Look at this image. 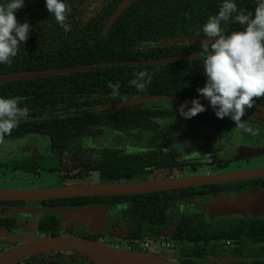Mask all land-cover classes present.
I'll return each instance as SVG.
<instances>
[{
    "label": "flooded vegetation",
    "instance_id": "af4514ba",
    "mask_svg": "<svg viewBox=\"0 0 264 264\" xmlns=\"http://www.w3.org/2000/svg\"><path fill=\"white\" fill-rule=\"evenodd\" d=\"M117 1L65 0L69 9L65 21L68 31L49 15L44 0H25L29 7L25 14L30 22L44 28L47 24L57 25L55 28L71 35L75 28L96 21L94 17L101 10ZM163 4L167 6V0ZM194 37L204 36L169 38L160 44H149L165 47L144 59L150 62L144 65L152 75L146 93L54 95L51 109L45 110V115L43 111L30 109L28 117L20 122L69 116L72 120L67 125L34 126L19 122L10 134L0 139V192L4 193L0 195V257L34 242L74 238L118 251L150 254L172 264H264L261 248L264 242L251 241L247 236L251 225L264 223V213L245 211L234 216H210L208 212L213 198L233 199L250 191L264 192L262 175L231 178L264 168L260 166L264 161V96L257 98L241 118L255 134L237 129L228 118L218 119L207 99L196 92L205 82L201 53L204 44L210 41L188 40ZM174 44L183 48L173 47ZM182 59L195 63L175 62ZM166 68L179 69V77L161 78L156 73ZM144 96L152 98L136 100ZM193 99H198L205 111L190 119L181 117L177 108ZM103 112L111 114L107 117ZM124 113L142 118L137 124L133 121L124 124L121 120ZM82 114L86 115L85 120L79 121L77 117ZM113 115L114 121H110ZM248 150L263 151L250 155L246 153ZM114 153L145 158L138 165L144 170L129 182L187 177L221 180L138 194L35 196L40 190L48 189L36 184L41 181L43 168L55 171L56 188L106 182L100 170L104 158ZM94 163L98 164L97 181H93L91 173ZM1 167L7 169L3 171ZM7 177L10 181H2ZM114 183L123 182L114 180ZM188 216L195 218L193 228L197 235L210 228L215 238L187 235L184 230L188 227ZM222 229L226 231L224 235L219 234ZM143 241L152 245L163 242L164 246L151 252L140 246ZM7 264L130 263L68 248L33 252Z\"/></svg>",
    "mask_w": 264,
    "mask_h": 264
},
{
    "label": "trees",
    "instance_id": "16d2710c",
    "mask_svg": "<svg viewBox=\"0 0 264 264\" xmlns=\"http://www.w3.org/2000/svg\"><path fill=\"white\" fill-rule=\"evenodd\" d=\"M163 1L136 0L127 6L107 28L109 17L120 3L118 0L117 3L101 10L94 17L96 21H92L82 28H75L71 35L55 28L58 27L56 24V26L47 24V27L44 28L38 23L28 21L25 10H28L29 7L24 3V6L16 11L15 16L20 23L26 21L31 26V31L26 41L18 46L17 55L12 59L11 64H0V75L79 65H91L92 67L67 73L1 82L0 97H17L20 106H27L28 110L43 111L42 114L45 115V110H50L53 104L52 96L67 95L72 92H87L95 95L112 93V89L107 87L109 81L119 84L118 91L130 94L146 93L150 83L143 91H138L130 84V81L134 78V72L147 71V65H123L111 62L142 61L149 58V55L155 51L164 50L165 46L155 48L150 47V43L156 45V43L160 44L169 38L204 36L200 31L201 25L206 22L209 16L217 13L222 2V0H167V6H165ZM235 2L237 12L251 10L254 7V0H235ZM235 15L236 13H233V17ZM102 17L104 18L102 19ZM221 28L227 34L234 30H240L241 26L230 18L229 21L221 23ZM93 30L96 31V34H93ZM141 45H145V47H141ZM172 46L183 48L181 44ZM179 61L195 63V60L190 59L175 62ZM179 72V69L166 68L162 72L157 71L156 73H160L161 78H178ZM28 103L31 105L28 106ZM103 113L107 117L111 114V112ZM78 116L79 121L85 120L86 115ZM140 118L142 117L131 116V113H124L121 116L124 124L127 121L137 124ZM68 120H72V118L65 116L33 119L22 121L19 125L62 126L67 125ZM109 120L114 121V115ZM142 160L145 158L140 156H118L115 153L111 156L108 155L104 158L100 170L101 178L106 180L104 183H114V180H122L123 183H126L144 170L138 166ZM193 221H195L193 216L187 217L186 225L188 224V227L184 230L187 235L198 236V239L215 238L210 228L204 229L203 234L197 235V230L193 228ZM222 230L220 235L226 233L224 229ZM247 236L251 241L264 242V223L251 225ZM192 240L195 239L192 238ZM261 248L264 250V243H261Z\"/></svg>",
    "mask_w": 264,
    "mask_h": 264
},
{
    "label": "clouds",
    "instance_id": "9594fccd",
    "mask_svg": "<svg viewBox=\"0 0 264 264\" xmlns=\"http://www.w3.org/2000/svg\"><path fill=\"white\" fill-rule=\"evenodd\" d=\"M25 0H0V64H11L18 46L28 38L31 26L17 21L15 13L24 6ZM45 8L65 31L69 11L65 0H44ZM233 13L236 15L233 17ZM240 25V30L225 34L221 23L229 21ZM200 31L210 43L202 50V69L205 82L196 92L208 101L218 119H230L237 129L255 134L242 122L246 109L264 96V0H254L251 10L237 12L235 0H222L215 15L209 16ZM130 84L143 91L151 82L146 71L133 73ZM112 94L119 84L107 83ZM205 111L198 99L184 101L177 108L179 115L190 119ZM29 115L27 106H20L17 97H0V139L10 134L20 120Z\"/></svg>",
    "mask_w": 264,
    "mask_h": 264
},
{
    "label": "water",
    "instance_id": "95a60500",
    "mask_svg": "<svg viewBox=\"0 0 264 264\" xmlns=\"http://www.w3.org/2000/svg\"><path fill=\"white\" fill-rule=\"evenodd\" d=\"M133 0H123L121 4L115 9L112 13L108 23L107 28L111 26L116 17L122 13V11L131 4ZM191 40L207 41L205 37H194L188 38ZM162 60L161 62H164ZM167 61V60H166ZM114 64H149V61H126V62H111ZM91 65H79V66H68L62 68H52L40 71L26 72V73H17V74H4L0 75V83L11 81L15 79H26V78H36L46 75L67 73L77 70H85L91 68ZM152 97L144 96L137 98L139 101H149ZM246 153L254 154L262 152L263 150H254ZM264 176V168L241 172L239 174L232 175L231 178H242V177H252V176ZM221 180L217 178H205V177H187L173 180H159L152 182H129V183H100V184H81V185H72L68 187H55L40 190L39 193H35V196L38 198H51V197H68V196H92V195H125V194H138L142 192H150L157 190L165 189H175L183 188L188 186H195L203 183H210L214 181ZM4 193L0 192V195ZM208 212L210 216H219L227 215L234 216L241 212L249 211L252 213H264V192L259 191H250L238 195L233 199H222V198H213L208 204ZM76 248L80 250H86L90 252L97 253L101 256L113 258L130 264H172L170 262L161 260L150 254L138 253V252H129V251H118L106 247L104 245L96 244L91 241L82 240V239H64V238H53L42 240L39 242H34L32 244H27L20 246L7 254L0 257V264H7L8 262L41 250L47 249H68Z\"/></svg>",
    "mask_w": 264,
    "mask_h": 264
},
{
    "label": "rangeland",
    "instance_id": "374dc122",
    "mask_svg": "<svg viewBox=\"0 0 264 264\" xmlns=\"http://www.w3.org/2000/svg\"><path fill=\"white\" fill-rule=\"evenodd\" d=\"M263 165H260V166H264V161H262ZM53 165V163H52ZM3 168V171H5L7 168L6 167H1ZM54 171V170H53ZM97 171H98V164L97 163H94L93 166H92V179L93 181H97ZM50 172L52 171H48L46 169H42L41 171V181H36V184L41 187V188H50V187H55V186H58L57 182L55 181V177H54V174H55V171L52 172L50 174ZM2 181H10V178L7 177L5 178L4 180ZM8 185V184H7Z\"/></svg>",
    "mask_w": 264,
    "mask_h": 264
},
{
    "label": "built area",
    "instance_id": "2783aa9c",
    "mask_svg": "<svg viewBox=\"0 0 264 264\" xmlns=\"http://www.w3.org/2000/svg\"><path fill=\"white\" fill-rule=\"evenodd\" d=\"M140 246L141 247H145L148 251L154 252V251H158V249L160 247H163L164 246V243L161 242L159 244L152 245V244H150L147 241H143V242L140 243Z\"/></svg>",
    "mask_w": 264,
    "mask_h": 264
}]
</instances>
